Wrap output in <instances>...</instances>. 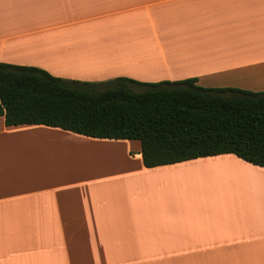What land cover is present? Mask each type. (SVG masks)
Wrapping results in <instances>:
<instances>
[{
  "label": "crops",
  "instance_id": "obj_1",
  "mask_svg": "<svg viewBox=\"0 0 264 264\" xmlns=\"http://www.w3.org/2000/svg\"><path fill=\"white\" fill-rule=\"evenodd\" d=\"M0 62L264 90V0H0ZM263 175L0 116V264H264Z\"/></svg>",
  "mask_w": 264,
  "mask_h": 264
},
{
  "label": "trees",
  "instance_id": "obj_2",
  "mask_svg": "<svg viewBox=\"0 0 264 264\" xmlns=\"http://www.w3.org/2000/svg\"><path fill=\"white\" fill-rule=\"evenodd\" d=\"M0 116L7 126L138 140L146 167L223 153L264 167V91L204 87L195 77L90 82L0 62Z\"/></svg>",
  "mask_w": 264,
  "mask_h": 264
},
{
  "label": "rangeland",
  "instance_id": "obj_3",
  "mask_svg": "<svg viewBox=\"0 0 264 264\" xmlns=\"http://www.w3.org/2000/svg\"><path fill=\"white\" fill-rule=\"evenodd\" d=\"M261 91H264V90H261ZM255 175V174H254ZM248 176H250V177H252L251 175H248ZM250 179V178H249ZM259 182L257 183V186L259 187V188H261L262 189V191H261V193H263L264 191V175L263 176H259V178L257 179ZM249 181H252V180H249ZM223 187H225L226 189H227V191L226 192H235L234 191V188H235V185H231V186H229V184H226L225 186H223ZM225 190V189H224Z\"/></svg>",
  "mask_w": 264,
  "mask_h": 264
}]
</instances>
